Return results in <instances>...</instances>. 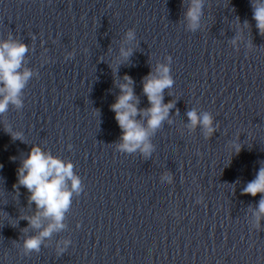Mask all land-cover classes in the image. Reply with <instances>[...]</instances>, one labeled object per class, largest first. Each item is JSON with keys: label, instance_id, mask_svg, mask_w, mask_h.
<instances>
[{"label": "water", "instance_id": "water-1", "mask_svg": "<svg viewBox=\"0 0 264 264\" xmlns=\"http://www.w3.org/2000/svg\"><path fill=\"white\" fill-rule=\"evenodd\" d=\"M200 2L193 32L192 0H0V41L24 44L20 71L32 73L22 106L0 114V264H264V216L252 226L261 197L243 194L264 166V34L250 0ZM122 48L131 55L116 63ZM158 65L174 82L170 119L149 154L118 150L120 85L132 81L144 125L142 85ZM190 110L211 116L210 135L190 126ZM33 146L70 162L81 191L64 227L26 253L41 229L13 185Z\"/></svg>", "mask_w": 264, "mask_h": 264}, {"label": "clouds", "instance_id": "clouds-1", "mask_svg": "<svg viewBox=\"0 0 264 264\" xmlns=\"http://www.w3.org/2000/svg\"><path fill=\"white\" fill-rule=\"evenodd\" d=\"M250 3L256 29L258 33L264 34V0H250ZM204 12L205 5L200 0H192L186 16L193 32L201 28ZM132 39L133 33L127 32L125 43ZM27 51L24 44L11 38L0 41V114L6 112L10 104L17 108L22 106L20 94L32 75L27 69L20 71ZM130 55L131 48L127 50L122 48L116 63ZM169 72L167 66L158 65L156 74L149 73L144 78L142 91L150 105L140 113L147 117L144 125L135 119L139 110L130 87L132 81L129 77H124L125 83L120 85L121 95L111 105L114 119L121 129V143L117 146L118 150L133 152L139 149L145 155L151 152L152 146L148 141L150 133L161 128L162 124L170 119L172 105L163 103V91L173 90L174 82ZM187 117L190 126L199 125L204 130L205 136L214 131L212 118L208 113L198 114L195 110H190L187 112ZM11 138L22 139L19 133L11 134ZM233 147L237 153L240 151L239 145H233ZM2 167L0 165V168ZM72 168L73 165L70 162L55 158L38 146H33L29 150L20 167L17 168L16 183L13 187H24L29 193L28 202L34 204L37 209L34 216L24 217V219L28 220L32 228L41 229L37 235L25 239L24 252L37 251L45 238L64 227L62 221L71 197L74 193L79 194L81 191L80 179L73 173ZM169 181L170 178L165 183ZM258 193L261 198L253 213L255 218L253 228L258 227L261 216H264V166L259 168L255 178L243 188V194L255 197ZM42 219L49 221L47 226L42 227ZM67 243V241L63 242L64 245ZM63 250V247L59 249L61 252Z\"/></svg>", "mask_w": 264, "mask_h": 264}]
</instances>
